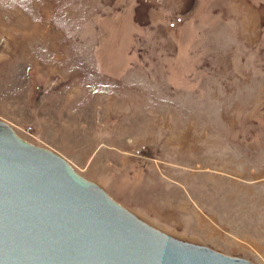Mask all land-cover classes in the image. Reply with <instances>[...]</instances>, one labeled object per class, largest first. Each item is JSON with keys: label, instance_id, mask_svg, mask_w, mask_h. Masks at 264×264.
<instances>
[{"label": "rangeland", "instance_id": "rangeland-1", "mask_svg": "<svg viewBox=\"0 0 264 264\" xmlns=\"http://www.w3.org/2000/svg\"><path fill=\"white\" fill-rule=\"evenodd\" d=\"M0 121L149 226L264 264V0H0Z\"/></svg>", "mask_w": 264, "mask_h": 264}, {"label": "water", "instance_id": "water-1", "mask_svg": "<svg viewBox=\"0 0 264 264\" xmlns=\"http://www.w3.org/2000/svg\"><path fill=\"white\" fill-rule=\"evenodd\" d=\"M0 264H251L171 237L0 121Z\"/></svg>", "mask_w": 264, "mask_h": 264}]
</instances>
